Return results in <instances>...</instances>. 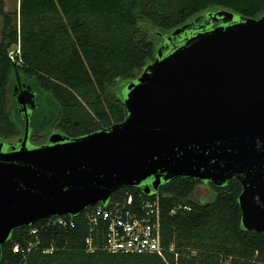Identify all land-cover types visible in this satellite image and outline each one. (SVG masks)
Returning <instances> with one entry per match:
<instances>
[{
    "label": "water",
    "instance_id": "water-1",
    "mask_svg": "<svg viewBox=\"0 0 264 264\" xmlns=\"http://www.w3.org/2000/svg\"><path fill=\"white\" fill-rule=\"evenodd\" d=\"M199 19L165 36L112 126L32 145L36 92L21 89L24 136L0 140V263L18 229L107 206L121 188L152 195L176 178L237 179L242 225L264 233V15L221 9Z\"/></svg>",
    "mask_w": 264,
    "mask_h": 264
},
{
    "label": "trees",
    "instance_id": "trees-1",
    "mask_svg": "<svg viewBox=\"0 0 264 264\" xmlns=\"http://www.w3.org/2000/svg\"><path fill=\"white\" fill-rule=\"evenodd\" d=\"M221 9L260 18L264 0H19L15 12L6 11L0 0V135L21 130V116L9 108L15 68L40 99L50 103V125L70 137L89 134L126 118L118 89L154 60L165 36ZM202 184L176 178L152 195L139 187L112 194V202L129 195L161 197L163 244L174 245L178 253H169L168 261L155 254L110 253L102 239L89 252L84 213L75 218V228H42V219L16 230L3 245L1 262L19 263L12 246L36 241L30 231L39 227L41 244L26 264H264V233L246 230L241 222V183L233 179L225 186L207 184L213 199L199 201L194 196ZM179 203L191 209L170 214ZM51 247L52 252L43 253Z\"/></svg>",
    "mask_w": 264,
    "mask_h": 264
},
{
    "label": "built area",
    "instance_id": "built-area-1",
    "mask_svg": "<svg viewBox=\"0 0 264 264\" xmlns=\"http://www.w3.org/2000/svg\"><path fill=\"white\" fill-rule=\"evenodd\" d=\"M190 209L189 205L179 203L171 208L170 214ZM84 213L89 231L85 243L89 252H94L95 242H100L102 239L100 243L110 253L155 254L165 261H168L169 253L178 256L174 245L167 248L163 244V204L160 196L153 199H138L129 195L122 201L112 202L111 200L107 206L103 204L92 206L81 214ZM75 218L71 215L45 218L46 221L42 224V228H75ZM40 230L39 227L31 228L30 233L36 235L37 240L30 242L26 247L20 243H15L12 246V252L21 257L19 263L1 262L0 264H26L30 253L39 249L41 240L38 234ZM53 250L54 247H51L42 251L50 253Z\"/></svg>",
    "mask_w": 264,
    "mask_h": 264
},
{
    "label": "flooded vegetation",
    "instance_id": "flooded-vegetation-1",
    "mask_svg": "<svg viewBox=\"0 0 264 264\" xmlns=\"http://www.w3.org/2000/svg\"><path fill=\"white\" fill-rule=\"evenodd\" d=\"M28 86H31L32 91L36 92V103H37V106H36L37 108L31 116V122H30L31 132H30V136H29V141L32 145H37V146L48 145V144H50V136L52 134H54V133L63 134V133L61 131L58 132V131L54 130L53 129V127H55L54 125H51L49 130L45 131V132L43 130H41V131L34 130L33 125L44 124L46 119H48V114L51 113V107L49 105L46 109L43 108V105H42L43 100L40 99L37 91L34 90L32 84L29 83L28 81H26L24 79V77L19 74L18 68H15V79L10 82L8 88H9V92H10L9 96L11 97V99H10L11 103L9 105V108H10V110L16 108L17 112L21 116V121H22V124L20 125L21 130H20L19 134L9 136V137H4V136L0 135V140L5 141L6 143H8V145L9 144L10 145H17L18 141L24 136L25 122L23 119V112L21 111L22 107L18 104V102L16 100V96L21 91V89H24ZM14 100L16 101V106L13 102ZM47 111L49 113H47ZM8 150H11V146H9Z\"/></svg>",
    "mask_w": 264,
    "mask_h": 264
},
{
    "label": "rangeland",
    "instance_id": "rangeland-1",
    "mask_svg": "<svg viewBox=\"0 0 264 264\" xmlns=\"http://www.w3.org/2000/svg\"><path fill=\"white\" fill-rule=\"evenodd\" d=\"M4 1V5H5V10L8 11V12H15L18 10L19 8V0H3ZM1 20V19H0ZM0 27H1V23H0ZM18 52V51H17ZM13 53V51L11 52V54ZM134 80V79H133ZM131 80L130 82H128L127 84H125L124 86H121L119 89H118V95L122 98V100L124 99V96H125V93L127 91V87L128 85L133 81ZM9 98L11 99V97L9 96ZM42 105H43V108L46 109L50 103H48L47 100H43L42 102ZM47 113H49L47 111ZM50 114H48V119H46L45 123L44 124H41V125H33L34 127V130H43L44 132L45 131H48L49 128H50ZM49 120V121H48ZM54 130L60 132L59 129H57L56 127H53ZM194 198L196 200H199V201H209L211 199H213V193L211 192V188L209 185H205V184H202L200 185L196 192H195V196Z\"/></svg>",
    "mask_w": 264,
    "mask_h": 264
}]
</instances>
